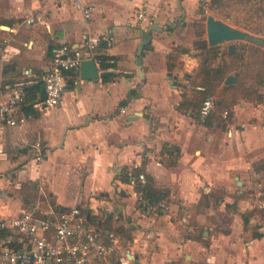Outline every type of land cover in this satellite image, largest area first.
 <instances>
[{"label":"crops","instance_id":"obj_1","mask_svg":"<svg viewBox=\"0 0 264 264\" xmlns=\"http://www.w3.org/2000/svg\"><path fill=\"white\" fill-rule=\"evenodd\" d=\"M87 4L90 17L74 1L0 0V83H24L27 94V87L43 83L52 48L77 47L85 33L102 39L95 56L101 64L109 56L104 61L112 65H97V79L70 86L63 103L48 110L35 106L42 84L17 109L16 126L0 121V213L15 217L39 203L42 209L80 205L93 221L106 214L113 220L107 228L130 232L138 264H169L183 255L188 264H264V209L249 200L250 191L262 186L264 192V79L256 75L264 70V44L230 42L234 53L229 43L211 46L201 0ZM143 8L150 24L137 22ZM151 27L140 72L142 31ZM201 39L216 47L211 65L229 67L219 88L239 79L250 93L235 102L226 97L227 108L213 110L212 125L201 111L181 106L195 95L194 77L207 54L196 44ZM176 47L187 52L170 68ZM104 72L112 73L109 81ZM230 75L235 81L228 84ZM5 97L0 89V102ZM139 181L167 192L171 209L149 211Z\"/></svg>","mask_w":264,"mask_h":264},{"label":"built area","instance_id":"obj_2","mask_svg":"<svg viewBox=\"0 0 264 264\" xmlns=\"http://www.w3.org/2000/svg\"><path fill=\"white\" fill-rule=\"evenodd\" d=\"M55 1H74L78 6L85 5L86 16H91L92 7L87 4L88 0ZM136 18L140 24L152 21L144 8L136 13ZM33 22V18L27 20L28 24ZM9 31L15 33L13 28ZM101 40L85 33L77 47L62 44L52 48V65L42 76L44 95L35 104L36 107L48 110L61 105L65 91L83 80L79 71L84 60L93 58L100 66L101 59L95 56L94 51ZM23 84L0 83V89L6 93L5 99L0 102V121L4 125L18 124L16 111L27 97ZM213 108L214 98L209 97L202 105L201 114L207 116ZM37 158H42L40 149ZM140 179L145 181V175L141 174ZM249 200L264 209L262 186L249 192ZM103 204L104 201L101 202ZM170 209L171 205L163 201L149 206L148 210L167 212ZM93 218L94 221L80 205L68 209L52 206L42 209L38 203L33 209L23 210L15 217H5L0 213V233L3 234L0 264H138L129 242L125 243L115 229L103 226L102 223L108 220L107 215L102 213L99 218ZM130 226L129 223L124 224L125 229Z\"/></svg>","mask_w":264,"mask_h":264},{"label":"trees","instance_id":"obj_3","mask_svg":"<svg viewBox=\"0 0 264 264\" xmlns=\"http://www.w3.org/2000/svg\"><path fill=\"white\" fill-rule=\"evenodd\" d=\"M239 1H246V0H239ZM250 1V0H248ZM214 5L221 4V0H212ZM199 48L204 49L207 54L206 57L197 72V75L194 77V84H195V95L192 98H189L188 100H184L182 103V108L185 110H189L192 107L197 109L199 112L201 111L202 105L206 99L209 97H215L214 101V108L209 113V115L205 118V123L208 125H212L214 122V115L213 110L217 108L218 111H223L227 108L228 103H226L225 98L228 97V99L232 102L237 101V97L239 95L247 94L244 91H247L245 88V83H242L237 79V81L234 84H230L225 86V88L220 89V85L223 83V81L228 76L229 67L227 65H223L220 67H213L210 63V55H214L216 53V47H209L207 40L201 39L199 42L196 43ZM187 50L185 48L176 47L174 50L168 55V65L171 68L172 60L176 61L177 56L180 53H186ZM217 55V53H216ZM232 57H236L233 55ZM109 58V56L103 55L102 56V68L105 70L112 66L111 64L105 62ZM208 59V61H206ZM256 75L258 78H260V81L262 82L264 79V70L263 68L257 69ZM110 76H112V73L104 72L102 75V78L104 81H109ZM43 83H37L36 85H32L30 87L26 88L27 94L30 97V99H34L37 96V93L39 90L43 91ZM196 86H202L204 89H196ZM41 88V89H40ZM250 94V93H249ZM249 94H247L249 96ZM232 96V98H231ZM259 99H262V95H257ZM28 101V100H27ZM123 105V104H122ZM33 110V109H32ZM30 113V112H29ZM136 187L138 190V193L140 194L142 198V202L149 207L151 205H156L160 202L166 201L169 203L167 197L168 193L165 192L163 189L158 188L153 182L146 181L145 183H142L141 181L136 183ZM105 228L112 227L113 226V220L112 218H109L105 223H102ZM119 233H122V236L124 238L125 243L129 241L132 236L128 230H123V228H118L117 230ZM169 264H184L182 260L171 262Z\"/></svg>","mask_w":264,"mask_h":264},{"label":"water","instance_id":"obj_4","mask_svg":"<svg viewBox=\"0 0 264 264\" xmlns=\"http://www.w3.org/2000/svg\"><path fill=\"white\" fill-rule=\"evenodd\" d=\"M206 19L207 26V37L208 42L211 46L219 45L222 43H229L228 48L230 53H234L236 50V44L230 43L238 40H245L258 45L264 44V38L256 35L248 30H244L238 27H234L224 20L215 18L214 15L210 14ZM155 28H149L148 30L142 31L143 41L138 49V67L142 72L143 59L142 54L146 45L151 41L150 31ZM81 77L83 80H92L99 77V70L95 59H86L81 65ZM235 81V75H230L226 83H232Z\"/></svg>","mask_w":264,"mask_h":264},{"label":"rangeland","instance_id":"obj_5","mask_svg":"<svg viewBox=\"0 0 264 264\" xmlns=\"http://www.w3.org/2000/svg\"><path fill=\"white\" fill-rule=\"evenodd\" d=\"M205 3V16L210 14L216 18L238 28H251L264 37V0H221V4L214 5L212 0H201ZM199 4V8H201ZM206 24V22H205ZM206 31L205 25L202 24ZM10 32V31H9ZM198 33L199 30L196 29ZM3 44L10 42V37L3 38ZM232 98V96H231ZM186 264L189 263L184 255L181 257Z\"/></svg>","mask_w":264,"mask_h":264}]
</instances>
